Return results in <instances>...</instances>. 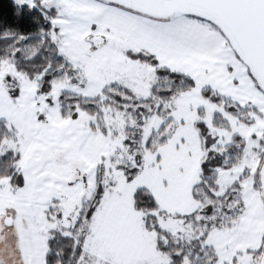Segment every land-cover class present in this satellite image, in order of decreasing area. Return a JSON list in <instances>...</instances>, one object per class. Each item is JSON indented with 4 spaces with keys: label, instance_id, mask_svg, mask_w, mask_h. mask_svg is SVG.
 I'll use <instances>...</instances> for the list:
<instances>
[{
    "label": "snow or ice",
    "instance_id": "obj_1",
    "mask_svg": "<svg viewBox=\"0 0 264 264\" xmlns=\"http://www.w3.org/2000/svg\"><path fill=\"white\" fill-rule=\"evenodd\" d=\"M11 9L0 264H264V0Z\"/></svg>",
    "mask_w": 264,
    "mask_h": 264
},
{
    "label": "trees",
    "instance_id": "obj_2",
    "mask_svg": "<svg viewBox=\"0 0 264 264\" xmlns=\"http://www.w3.org/2000/svg\"><path fill=\"white\" fill-rule=\"evenodd\" d=\"M11 13V0H0V18H8L10 22Z\"/></svg>",
    "mask_w": 264,
    "mask_h": 264
}]
</instances>
